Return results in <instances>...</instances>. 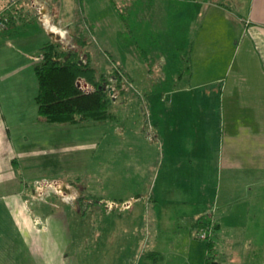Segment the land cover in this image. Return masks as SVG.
Segmentation results:
<instances>
[{
  "label": "rangeland",
  "instance_id": "1",
  "mask_svg": "<svg viewBox=\"0 0 264 264\" xmlns=\"http://www.w3.org/2000/svg\"><path fill=\"white\" fill-rule=\"evenodd\" d=\"M9 1L0 0V8ZM41 1L53 22L44 25L36 15L35 22L48 40L80 52L84 62L89 55L98 76L119 69L125 79L121 89L108 86L115 98L111 121L51 124L31 115L36 140L32 129L21 134L10 124L9 153L27 158L12 165V173L27 192L0 197V206L10 199L17 206L0 210V264H206L208 258L218 264H264V187L258 191L264 184L224 173L220 206H203L198 200L204 166L186 159L208 124L212 101L202 94L211 87L200 88L211 75L205 66L213 47L220 48L222 68L228 63L236 6L227 3L233 8L229 14L217 10V0ZM21 2L12 13L18 18L14 30L27 32L34 21L28 24L19 14L24 2L31 8V0ZM51 24L68 33L62 36ZM38 38L28 54L37 53ZM6 50L25 60L17 46ZM17 67L0 69V96L16 92L13 79L2 82L6 73L27 74ZM78 87L95 90L85 79ZM186 192L189 202L183 204ZM127 201H133L131 208H116ZM255 201L259 204L251 205ZM193 211H205L203 220L213 225L217 219L220 228L211 234L192 230ZM202 232L210 237L200 238ZM153 251L164 259H146Z\"/></svg>",
  "mask_w": 264,
  "mask_h": 264
},
{
  "label": "crops",
  "instance_id": "2",
  "mask_svg": "<svg viewBox=\"0 0 264 264\" xmlns=\"http://www.w3.org/2000/svg\"><path fill=\"white\" fill-rule=\"evenodd\" d=\"M168 1L170 0L165 2ZM217 1L218 3L214 4L222 13L233 14V8L228 7L230 2L236 6L238 13L234 14L237 20L232 25L233 32H230L228 63L222 68V64H219L222 56L220 48L213 47L211 63L205 66V69L209 68L211 75L204 77L206 80L200 83V88L211 87L206 88L202 94L204 101H212L208 106L210 110L207 115L208 124L202 128V140L196 139L193 142L191 147L193 153L187 154L186 158L191 166H197V164L204 166L202 174L204 181L201 187L203 198L198 200V203H202L203 206L207 203L220 206L219 182L224 173L233 176L232 180H236V176L240 179L241 175H245L252 183L256 182L257 186L264 184V0ZM112 3L114 5V0ZM27 5V2H24V8L19 14V19L22 18L28 24L34 21L27 27V32H16L17 30L14 29L18 28L17 22L10 27L12 31L0 32V69L5 70L7 67L12 68L18 65L17 69L23 68L22 70L27 71V74H21L22 71L19 74H13L16 71L6 73L1 79L3 83L13 79L16 90L14 93L6 92L0 96L5 102L0 101V197L3 199L6 196L2 195L7 191L19 190L18 194L27 192V187L24 185V188L21 187L19 180L12 173V165L20 164L27 158H24L22 154L10 155L9 140L12 139L13 132L10 124L18 126V132L20 131L21 134L29 133L32 129L34 138L37 128H34L29 120L31 115L33 118L38 115L35 100L38 84L34 104L29 99L37 83L34 74L36 63L34 58L39 56L41 48L50 41L48 40L50 35L41 32L40 26L35 22L34 11ZM182 14L188 15V11ZM202 14L203 10L198 8V17ZM14 35L20 36L16 42L12 39ZM38 35H40V39L38 38L40 45L37 53L28 54L30 47L38 42L34 39ZM16 46L24 52L25 60L19 61L14 52L6 50L7 47L15 49ZM31 68L33 71H29ZM5 109L8 110V114L4 111ZM39 120L46 123L40 117ZM262 187L264 186H259L258 191H261ZM186 193V196L183 195L180 198L183 204L189 202L187 197L190 196V192ZM171 196H174V193ZM257 198L254 196V199ZM256 201L251 202V205L257 206L259 202ZM14 207L17 208L10 199L2 203L0 210L3 213L12 212ZM193 213L194 217L190 223L192 230L197 228L198 220H203L205 211H201L200 214L196 211ZM215 223L218 224L217 219L214 220Z\"/></svg>",
  "mask_w": 264,
  "mask_h": 264
},
{
  "label": "trees",
  "instance_id": "3",
  "mask_svg": "<svg viewBox=\"0 0 264 264\" xmlns=\"http://www.w3.org/2000/svg\"><path fill=\"white\" fill-rule=\"evenodd\" d=\"M80 3L83 5L82 0ZM17 19V16H11L10 26L15 24ZM79 41L82 43L85 40L81 37ZM81 47L85 48L84 43ZM39 56L40 60L34 65V74L38 84L35 100L40 118L51 124L112 120V106L115 98L108 86L116 85L118 89L122 88L125 78L121 70L118 69L111 75L98 76V71L89 55L84 62L80 52L64 50L59 42L53 40L41 48ZM80 79H85L95 90L92 93L80 90L78 87ZM88 198L97 202L96 198ZM196 226L195 229H205L210 234L220 228L219 224L212 225L204 220H198ZM212 248L211 241L209 250L212 251ZM146 259L159 262L163 259V255L153 251L146 255ZM206 264L218 263L208 258Z\"/></svg>",
  "mask_w": 264,
  "mask_h": 264
},
{
  "label": "built area",
  "instance_id": "4",
  "mask_svg": "<svg viewBox=\"0 0 264 264\" xmlns=\"http://www.w3.org/2000/svg\"><path fill=\"white\" fill-rule=\"evenodd\" d=\"M21 1L22 0H10L8 3L1 5L2 7L0 8V30L4 31L8 28L11 16L13 15L12 13H16L18 11L19 5L22 3ZM40 1L41 0H31V9L34 11V14L36 16H38V18L42 24L48 25V23L50 24V21L53 22V17L50 14L49 10H45L46 9L45 4L42 1L41 2ZM44 11L45 12L48 11V14H46ZM50 26H51V28L49 27V29H52L53 31H57L62 36H65V34L68 33V32H66V33L61 32V30L59 31L58 29H60V28L56 25L52 26V24H51ZM110 204H111V207H112V205H114L112 203H110ZM132 204H133V201H127L124 204L117 205L116 208L127 209V208H131ZM200 238L207 239L208 233H206V232L202 233L200 235Z\"/></svg>",
  "mask_w": 264,
  "mask_h": 264
},
{
  "label": "bare ground",
  "instance_id": "5",
  "mask_svg": "<svg viewBox=\"0 0 264 264\" xmlns=\"http://www.w3.org/2000/svg\"><path fill=\"white\" fill-rule=\"evenodd\" d=\"M60 184H61V183H60ZM46 185H47V183H46ZM61 185H62V184H61ZM64 193H65V192H64ZM69 193H70V192H69ZM63 196H64V195H63ZM64 197H65V196H64ZM67 198H68V197H67ZM67 198H66V199H67Z\"/></svg>",
  "mask_w": 264,
  "mask_h": 264
},
{
  "label": "water",
  "instance_id": "6",
  "mask_svg": "<svg viewBox=\"0 0 264 264\" xmlns=\"http://www.w3.org/2000/svg\"><path fill=\"white\" fill-rule=\"evenodd\" d=\"M58 38L57 37H55V40H57ZM59 40V39H58Z\"/></svg>",
  "mask_w": 264,
  "mask_h": 264
}]
</instances>
